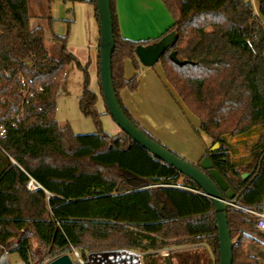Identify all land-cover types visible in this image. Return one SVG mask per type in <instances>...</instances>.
Returning a JSON list of instances; mask_svg holds the SVG:
<instances>
[{
	"label": "trees",
	"instance_id": "1",
	"mask_svg": "<svg viewBox=\"0 0 264 264\" xmlns=\"http://www.w3.org/2000/svg\"><path fill=\"white\" fill-rule=\"evenodd\" d=\"M62 1L91 3L99 21L96 0ZM161 1L173 24L158 38L133 40L120 33L116 0H111L112 71L120 103L138 127L159 141L131 115L120 91L139 86L143 65L137 45L154 44L174 32L159 62L177 97L199 119L196 132L220 144L217 151L207 148L203 157L208 155L227 180L237 205L261 210L264 134L243 167L230 159L223 135L264 128V0H259L260 16L252 0ZM32 16L31 0H0V128H6L0 135V244L24 259L30 254L35 264H47L74 251L88 259L96 250L148 253L203 243L216 257L214 264H220L213 200L126 132L103 131L99 94L90 87L86 67L67 48V35L54 34L58 50L53 52L43 27L31 25ZM174 50L184 64L170 58ZM127 60L136 70L130 78ZM73 61L85 71L80 108L95 119L99 129L93 133H75L56 117L58 92ZM23 83L28 97L19 91ZM100 95L110 114L101 79ZM244 171L249 178H242ZM30 177L42 188L28 190ZM161 193L165 210L159 207ZM228 220L232 238L234 228L239 234L233 264H263L246 247V241L264 244L257 216L231 206ZM186 255L178 254V264H210L212 258L202 259L200 252L191 259ZM161 258L148 257L147 264H163Z\"/></svg>",
	"mask_w": 264,
	"mask_h": 264
},
{
	"label": "rangeland",
	"instance_id": "2",
	"mask_svg": "<svg viewBox=\"0 0 264 264\" xmlns=\"http://www.w3.org/2000/svg\"><path fill=\"white\" fill-rule=\"evenodd\" d=\"M38 1L39 3H37ZM256 1L252 0L254 8L258 10ZM123 2L125 5V13L122 12V15L124 16V20L128 22V28H126L124 36L128 37V35H132L133 37L129 36V38L133 40L147 38L148 36L146 35L154 32L153 26L156 23L158 24L161 19L158 6H163V3L159 0H122V4ZM31 7L33 15L31 25L43 27L49 48L53 52H57L58 50V44L53 40L54 34L67 35V48L77 56L81 65L86 67L90 78V87L99 94L96 107L101 113V128L109 134H117L121 131V128L111 114L105 113L106 107L104 99L100 95L101 30L100 22L95 14V7L88 2L62 0H33ZM97 52L98 57L96 56ZM161 66L155 65L156 70L160 74ZM162 78L164 83L160 81V85H157L156 88L153 85L141 88L135 107H137L140 114L142 113L143 116H146L147 120L155 121L158 124L159 132L157 136L159 139L155 137L156 139L172 151L195 163L194 159L200 153V150L204 148L203 141L206 142V149L211 147L214 141L204 132L201 131L200 134L196 132V129H199L200 121L188 107H186L187 110L192 114L191 120H193L196 126L198 124V128L192 130L194 126L188 121L190 117L186 119L182 117L177 120L172 117L169 118L171 123L164 122L165 117L169 116L170 107L174 112H176L177 108H174V104L168 95L169 90L165 84L164 75H162ZM84 81V69L79 67L75 61L71 62L66 68V74L62 81L61 88L64 93L58 94L57 96L56 117L61 125L68 124L75 133H93L99 129L95 119L92 116L85 115L80 108L79 97L83 92ZM263 134V126H256L251 131L238 135L224 134L223 136L230 145V159L242 167L248 164L254 144ZM203 155L197 160V163L202 160ZM249 176L250 174L246 179ZM160 196L161 201H159V205L163 204L161 209L165 210L166 205L163 201L165 195L161 193ZM232 233L233 240L236 243L239 239V234H237L235 228ZM246 244H248L246 245L248 251L258 256L264 264V244L258 243V241H246ZM96 251L101 252L104 250ZM163 251L169 252V256L172 258L174 264H178L179 262L178 254L186 253V256L191 259V256L195 252H200L203 257L202 259L212 257L210 264L216 262V257H213L210 247L203 243L179 246L168 245L161 251H150L148 253L137 252L142 254L143 264H147L148 257L158 255L162 257L160 261L163 263ZM70 256L74 261L77 258L75 252H72ZM19 258V253L14 252L11 254L12 261L18 260Z\"/></svg>",
	"mask_w": 264,
	"mask_h": 264
},
{
	"label": "water",
	"instance_id": "3",
	"mask_svg": "<svg viewBox=\"0 0 264 264\" xmlns=\"http://www.w3.org/2000/svg\"><path fill=\"white\" fill-rule=\"evenodd\" d=\"M99 13L101 39H100V79L104 98L109 112L121 130L126 132L134 141L149 150L158 159L175 167L182 174L193 179L202 189L204 195L213 200L216 216V227L219 240V261L220 264H233L235 242L231 235L228 220V209L236 205L235 193L229 186L227 180L214 167L211 158L206 155L199 164L193 163L183 156L169 149L161 142L150 137L142 128L138 127L123 109L113 80L112 58L115 50L114 20L111 0H96ZM175 39V33L170 32L163 36L154 44H139L136 47V55L140 63L145 67H152L159 62ZM170 58L178 63L184 64L186 61L179 59L177 52H170ZM220 144L214 143L208 149L217 151ZM250 173L244 172L242 178H246ZM124 254H132L142 264L141 257L128 250H123ZM93 254H89L88 259L94 260ZM47 264H75L69 254H63ZM166 264H171L169 257H166Z\"/></svg>",
	"mask_w": 264,
	"mask_h": 264
},
{
	"label": "crops",
	"instance_id": "4",
	"mask_svg": "<svg viewBox=\"0 0 264 264\" xmlns=\"http://www.w3.org/2000/svg\"><path fill=\"white\" fill-rule=\"evenodd\" d=\"M32 1L33 0H31V2ZM159 1L161 3H163L161 0H159ZM37 3H39V1ZM256 3L258 4L257 5V8H259V0H257ZM124 6L125 5H124V2L122 4V0H116V9H117V15H118V25H119L120 33L123 36L125 35L126 28H128V22L126 20H124V16L122 15V12L125 13ZM156 9H157V7H156ZM158 9H159V13L161 14V19L158 22V24L156 23V25L153 26V31L154 32L153 33H150L149 35H146L148 37L145 38V39L158 38V37H160L162 34H164L170 28V26L174 22V18L172 16V14L167 9V7L165 6L164 3H163V6H161V5L158 6ZM255 10H257V9H255ZM129 36L130 37H133L132 35H128L127 38H129ZM135 40H143V39L142 38H139V39H135ZM96 56L98 57V52H97ZM156 64L159 65V66H161V63L160 62H158ZM155 65L152 66V67L142 68L140 70V72H139V86H138V88L135 91H130L128 88H123L120 91V97H121L124 105L130 111L131 115L147 131H149L152 135H154L156 138L159 139V137L157 136V134L159 132L158 124L155 121H149V120H147L146 119V116H143L142 113L140 114L138 112L137 107H135V104H136V101H137V99L139 97L138 95L140 94L141 88H143L145 86H149L150 87V85H153L156 88L157 85L158 86L160 85L159 84V83H161L160 81H162L164 83L163 78H162V75H164L163 70H162V66H161V74H160L156 70ZM125 69H126L125 70V75H126L127 78H130L131 76H133L136 73V70H135L134 65H133V63H132L131 60H127L126 61V67H125ZM165 84H166V86L168 87V90H169V94L168 95L170 96V100L174 104V108H177V110H176V112H174L173 109L170 107L169 116H166L165 117L164 122L171 123L169 121V118H172V117H173V119H176V120L177 119H181L182 117H184L185 119L188 118V117H190V119H188V121L194 126L192 128V130H194V128H198V124L196 126V124L193 123V120H191L192 114L187 110V108L183 104V102L177 97L176 93L174 92V90L172 89V87L168 84V82L166 81V79H165ZM190 132H192V131H190ZM203 144H204V148L200 150V153L199 154H197V157L194 159V162L195 163H197L198 162L197 160L205 153V150H206L207 145H206V142H204V141H203ZM162 206H163V204H160L159 205L160 209L162 208ZM128 251H130V252H132L134 254L139 255L141 257V259H142V254L141 253H138L137 251H134V250H128Z\"/></svg>",
	"mask_w": 264,
	"mask_h": 264
},
{
	"label": "built area",
	"instance_id": "5",
	"mask_svg": "<svg viewBox=\"0 0 264 264\" xmlns=\"http://www.w3.org/2000/svg\"><path fill=\"white\" fill-rule=\"evenodd\" d=\"M256 13L258 16L259 11L256 10ZM262 24L264 25V18H262ZM249 45L252 46L251 42L248 41ZM20 93L24 97H28L29 95V90L26 88L25 83H23L22 87L20 88ZM63 89L60 88L58 94H62ZM6 131V128L4 126H1L0 128V135H3ZM26 187L28 190L34 191L39 188H42V185L36 181L34 178L30 177V179L26 183ZM237 208H242L254 215L257 216V226L261 229L264 230V205L261 210H255L251 207L248 206H240V205H235ZM76 253V260L79 262V264H135L134 261H126L121 259V256H125L122 251H114V252H99V253H93V256L95 257L94 260L90 259H83L78 251H74ZM14 253L10 249L5 248L0 244V264H35L32 256L29 254L26 259L20 257L18 260L12 261L11 260V254ZM163 253H167V251H163ZM100 261H102L100 263Z\"/></svg>",
	"mask_w": 264,
	"mask_h": 264
},
{
	"label": "flooded vegetation",
	"instance_id": "6",
	"mask_svg": "<svg viewBox=\"0 0 264 264\" xmlns=\"http://www.w3.org/2000/svg\"><path fill=\"white\" fill-rule=\"evenodd\" d=\"M166 257H169L170 260H171V264H174L173 261H172V258L169 256V252L164 253V256H163V264H166ZM121 259L126 260V261H129V262L130 261H134L135 264H138V260H136L135 257H134V255H132V254H125V256H121ZM142 264H143V262H142Z\"/></svg>",
	"mask_w": 264,
	"mask_h": 264
}]
</instances>
